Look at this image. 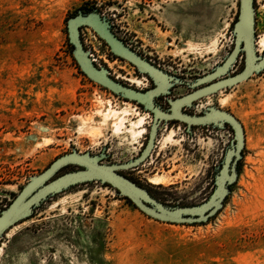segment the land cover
I'll return each mask as SVG.
<instances>
[{
    "label": "rangeland",
    "instance_id": "374dc122",
    "mask_svg": "<svg viewBox=\"0 0 264 264\" xmlns=\"http://www.w3.org/2000/svg\"><path fill=\"white\" fill-rule=\"evenodd\" d=\"M94 6L129 44L183 79L212 70L234 46L239 0H0V210L30 176L73 149L106 148L112 162L139 152L148 111L90 80L73 58L68 19ZM256 6L257 48L264 54V0ZM81 34L114 76L139 88L151 85L90 27ZM187 90L182 85L174 92ZM204 102L234 113L246 132L238 180L216 215L204 223L158 220L110 185L86 182L8 229L0 239V264H264V70ZM111 107L125 118L121 129L117 118H104ZM142 117V132L133 137L132 121ZM169 129L161 130L146 162L124 172L169 204L202 202L214 189L231 135Z\"/></svg>",
    "mask_w": 264,
    "mask_h": 264
},
{
    "label": "water",
    "instance_id": "95a60500",
    "mask_svg": "<svg viewBox=\"0 0 264 264\" xmlns=\"http://www.w3.org/2000/svg\"><path fill=\"white\" fill-rule=\"evenodd\" d=\"M84 26L90 27L105 41L113 55L131 63L140 74L146 75L155 85L143 89L114 76L106 65L98 62L92 49L84 44L81 34ZM67 28L73 56L90 80L110 90L116 96L142 104L145 110L154 111L157 114L150 139L140 155L127 161H108L109 155L106 148L98 153L73 149L59 156L45 170L30 176L14 199L0 210V239L12 226L30 218L35 210L48 199L76 185L93 181L110 185L119 196L130 199L135 206L155 219L174 223L207 222L224 207L226 198L231 194L230 185L238 180V164L243 158L246 145L242 121L235 114L215 104L209 106L203 115L180 116L188 121L190 126L197 123L224 127V123L228 121L235 129V140L217 168L214 189L207 199L195 204H169L158 199L147 186L131 178L124 171L142 165L151 156L160 118L168 119L173 116L157 104V97L169 96L172 87L183 83L184 79L160 66L129 44L116 32L111 18L97 7L86 11L80 10L70 17ZM231 32L234 46L223 61L212 70L192 80L190 86L195 90L176 100L170 99L171 103L176 104L177 109L186 104L190 105L194 98L232 88L264 70V54L259 53L257 48L256 0H239L237 18ZM242 57L244 66L236 70ZM70 165L77 166L78 169L60 173L62 169Z\"/></svg>",
    "mask_w": 264,
    "mask_h": 264
},
{
    "label": "flooded vegetation",
    "instance_id": "af4514ba",
    "mask_svg": "<svg viewBox=\"0 0 264 264\" xmlns=\"http://www.w3.org/2000/svg\"><path fill=\"white\" fill-rule=\"evenodd\" d=\"M243 58V57H242ZM244 59V58H243ZM243 66H244V60H243ZM242 66V68H243ZM241 68V69H242ZM151 80V79H150ZM193 81L191 80H187V79H184V82L183 83H178V84H175L173 87H172V92L169 96H166V95H161L159 97H157V104L161 105L162 108L168 112V114L170 115H173L171 118H160V123H159V126H158V130H157V136H156V140H155V146H154V149L152 151V154L151 156L153 155V152L155 151V148L158 146V143H159V136H160V132L163 128H166V129H172L174 128L175 126H178L179 125V128H181V125H183L185 131L188 133V134H191V133H194L195 130H208L209 128H213V130H216V131H222V130H228L229 134L231 135V138L229 139V141H226L224 143H226L225 145H227L224 149L225 150V153H224V156H223V159L225 158V155H226V152L227 150L229 149V147H231L232 145V142L233 140H235V136H236V133H235V129L233 127V125L226 121L224 124L225 126L224 127H219V126H215L214 124H197V123H193L191 124L190 126V123L184 119H182L180 116H185V115H191V116H199V115H203L205 114V111L208 109L209 106H212V105H209L208 102H204V99L207 98V96H201V97H197V98H194L192 101H191V104L188 105H184L182 108L180 109H177L176 108V104H173L171 103L170 99L172 100H176L178 98H181L187 94H189L190 92H192L193 90H195V88H192L190 86V84L192 83ZM155 84L154 82L151 80V85L150 86H144L143 89H147V88H151L153 87ZM185 86L187 87V92H184V93H176L174 92V89L179 87V86ZM212 95H215V94H212ZM209 96V95H208ZM136 103V102H135ZM139 106V109L140 107H142L144 109V106L142 104H139L137 103ZM214 105V104H213ZM223 109V108H222ZM145 110V109H144ZM147 111V110H145ZM229 111V110H227ZM231 112V111H230ZM148 113L150 114L151 116V120L147 122V128H148V131H146V133L144 134V139L142 140L141 144H140V148H139V152H137V155H140L142 150L145 148V146L147 145L149 139H150V134H151V129H152V126H153V123H154V120L157 116V114L154 112V111H148ZM232 113V112H231ZM234 114V113H233ZM237 117V116H236ZM238 118V117H237ZM169 129V130H170ZM245 129V128H244ZM212 133V131L210 132ZM246 134V132H245ZM150 156V157H151ZM149 157V158H150ZM148 158V159H149ZM147 159V160H148ZM146 160V161H147ZM145 161V162H146ZM223 161V160H222ZM139 167V166H138ZM238 169H239V164H238ZM215 174L218 172V169L216 167L215 169ZM215 177V176H214ZM231 189H232V185H230ZM225 204V203H224ZM221 210V209H220ZM219 210V211H220Z\"/></svg>",
    "mask_w": 264,
    "mask_h": 264
},
{
    "label": "bare ground",
    "instance_id": "6f19581e",
    "mask_svg": "<svg viewBox=\"0 0 264 264\" xmlns=\"http://www.w3.org/2000/svg\"><path fill=\"white\" fill-rule=\"evenodd\" d=\"M261 42H262V44L264 45V35H263V37L261 38ZM128 104V103H127ZM127 108V107H126ZM128 109V108H127ZM123 112H124V109H123ZM125 114V113H124ZM106 116L104 117L105 118V120L107 121L110 117H114V118H117L118 120H116V121H114V124H115V126H116V128L117 129H121L122 128V126H124L125 125V122H124V120H125V118H124V116H122V113H121V110H119V109H116L115 107H111L110 109H109V111L107 112V114H105ZM143 120H144V118L142 117V118H140L139 120H136V121H132V126H131V128H129V132L131 133V135L133 136V137H135V136H137V135H139L141 132H142V130H139L138 128V126L141 124V123H143ZM102 126V125H101ZM143 129V128H142ZM97 130H99V129H97ZM98 133V132H97ZM93 135V134H92ZM169 138V137H168ZM170 139V138H169ZM157 179V178H156Z\"/></svg>",
    "mask_w": 264,
    "mask_h": 264
},
{
    "label": "trees",
    "instance_id": "16d2710c",
    "mask_svg": "<svg viewBox=\"0 0 264 264\" xmlns=\"http://www.w3.org/2000/svg\"><path fill=\"white\" fill-rule=\"evenodd\" d=\"M92 8H95V7H91V8H89V10L90 9H92ZM233 24H234V22H233ZM71 45V44H70ZM71 51H72V46H71ZM113 55V54H112ZM113 56H115V55H113ZM115 57H117V56H115ZM73 58H74V60H75V63H76V65H77V67L79 68V71L82 73V74H84V72L81 70V68H80V66H79V64L77 63V61H76V59H75V57L73 56ZM85 75V74H84ZM124 198H126V197H124ZM126 199H128V198H126ZM130 202H132L130 199H128ZM133 203V202H132Z\"/></svg>",
    "mask_w": 264,
    "mask_h": 264
}]
</instances>
